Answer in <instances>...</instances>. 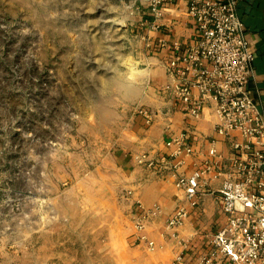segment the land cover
I'll use <instances>...</instances> for the list:
<instances>
[{
    "label": "rangeland",
    "instance_id": "rangeland-1",
    "mask_svg": "<svg viewBox=\"0 0 264 264\" xmlns=\"http://www.w3.org/2000/svg\"><path fill=\"white\" fill-rule=\"evenodd\" d=\"M152 3L0 0V264H66L51 255L68 248L73 264L99 263L77 237L53 244V224L83 217L74 188L98 146L159 89Z\"/></svg>",
    "mask_w": 264,
    "mask_h": 264
},
{
    "label": "crops",
    "instance_id": "crops-1",
    "mask_svg": "<svg viewBox=\"0 0 264 264\" xmlns=\"http://www.w3.org/2000/svg\"><path fill=\"white\" fill-rule=\"evenodd\" d=\"M238 3L247 37L256 51L255 77L248 88L264 113V0H238ZM189 6L190 0H166L160 4V17L152 14L148 17L159 18L154 19L157 27L149 44L153 65L158 71L159 89L153 88V92L127 108V120L111 139L103 140V145L98 146L93 167L85 177L88 187L79 191L74 188V192L88 196L85 204H80L85 206L83 217L75 219L73 213L68 212L53 224L52 243L60 244L62 240L61 244H70L77 237L85 244V257L99 259V263L90 261L89 264H171L181 249L163 233L174 211L179 206L189 205L186 194L176 187L174 171L142 165L139 155L146 153L153 159L165 157L173 151V146L169 145L172 137L186 132L195 154L188 159L182 172L192 174L210 159L229 167L234 158L233 142L240 139V135L235 132L223 136L217 132L219 120L214 102H209L202 116L195 119L175 106L172 97L161 89L172 81L168 66L174 43L179 42L185 51L197 39L198 28L189 15ZM162 42L166 46L162 47ZM141 107L160 112L158 120L147 124L138 113ZM221 184L222 179L213 182L200 207L191 210V216L178 230L182 240L188 242L185 258L191 264L210 250V236L225 225L222 202L214 194ZM130 191L133 192L131 197L127 196ZM138 199L149 208L161 207V213L151 218L145 231L148 239L156 244L154 250L135 239L131 212L136 209ZM52 252L53 260L67 259L66 264L74 263L75 256L70 248Z\"/></svg>",
    "mask_w": 264,
    "mask_h": 264
},
{
    "label": "built area",
    "instance_id": "built-area-1",
    "mask_svg": "<svg viewBox=\"0 0 264 264\" xmlns=\"http://www.w3.org/2000/svg\"><path fill=\"white\" fill-rule=\"evenodd\" d=\"M164 1L153 0L156 17L161 16L160 4ZM238 8V0H190L189 15L197 25L198 36L185 51L179 42L174 43L168 66L172 81L162 87L174 105L191 118H200L209 102L216 104L217 132L240 135L233 142L230 166H220L210 159L192 174L182 172L195 154L186 132L172 137L171 154L159 159L146 153L138 157L139 163L149 168L174 171L175 185L188 200L189 205L179 206L164 227L163 236L181 248L171 264H191L185 258L188 242L182 240L178 230L219 179L222 184L214 194L222 202L226 222L210 236V250L195 264H264V113L248 88L255 77L256 51ZM161 45L166 46L164 42ZM138 113L150 125L160 116V112L145 107ZM132 195L131 191L127 193ZM135 206L131 219L136 242L154 250L156 244L145 231L151 218L161 213V207L149 208L139 199Z\"/></svg>",
    "mask_w": 264,
    "mask_h": 264
}]
</instances>
